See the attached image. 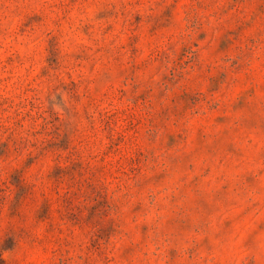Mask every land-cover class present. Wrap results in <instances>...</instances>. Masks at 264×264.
I'll use <instances>...</instances> for the list:
<instances>
[{
    "label": "clouds",
    "instance_id": "obj_1",
    "mask_svg": "<svg viewBox=\"0 0 264 264\" xmlns=\"http://www.w3.org/2000/svg\"><path fill=\"white\" fill-rule=\"evenodd\" d=\"M0 264H264V0H0Z\"/></svg>",
    "mask_w": 264,
    "mask_h": 264
}]
</instances>
